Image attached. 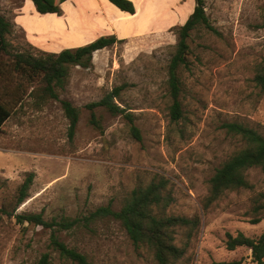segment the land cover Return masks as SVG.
I'll return each mask as SVG.
<instances>
[{"label":"rangeland","instance_id":"374dc122","mask_svg":"<svg viewBox=\"0 0 264 264\" xmlns=\"http://www.w3.org/2000/svg\"><path fill=\"white\" fill-rule=\"evenodd\" d=\"M21 0H0V13L13 24L7 40L14 52L43 51L32 46L14 16ZM205 12L216 32L204 26L192 31L188 66L180 69L183 117L172 121L168 64L178 43L173 38L143 37L118 42L93 57L89 69L72 67L59 99L36 106L26 96L12 110L0 132V208L12 199L29 173L34 181L18 213L43 214L44 219L89 215L112 204L120 210L138 185L163 176L174 202L169 213L201 216V225L185 257L177 264H214L241 260L254 264L251 250H228L227 233L258 238L264 217L252 224L253 192L228 193L204 214L202 203L216 169L243 146L222 127L243 122L264 135V94L253 81L255 67L264 61V0H205ZM42 20L36 25L47 27ZM128 84L119 101L135 115L142 140L130 134L120 116L95 108L100 128L90 123L86 105L100 101L114 87ZM81 110L76 133L69 137V120L61 101ZM256 192H264V174L249 171ZM50 230L0 219V264H38L50 252L52 264H76L50 248ZM61 240L93 264H156L146 248L137 249L121 224L103 219L91 229L59 233ZM178 229L177 245L186 242Z\"/></svg>","mask_w":264,"mask_h":264},{"label":"trees","instance_id":"16d2710c","mask_svg":"<svg viewBox=\"0 0 264 264\" xmlns=\"http://www.w3.org/2000/svg\"><path fill=\"white\" fill-rule=\"evenodd\" d=\"M40 14H63L62 3L66 0H32ZM118 9L135 14L136 8L130 0H108ZM195 8L186 23L177 28L178 43L168 64V88L172 104L169 115L172 121L183 117L181 101L182 80L180 69L188 66L190 46L188 39L197 27L204 26L212 32L215 28L205 12V0H195ZM262 26L264 27V17ZM12 22L0 13V132L11 117L12 110L21 104L26 96H34L36 106L49 100H58L57 89H64L72 67L89 69L93 66V55L96 51L112 46L120 40L115 36H102L95 41L72 49H64L60 53L43 52L39 57L25 52H14L7 35L12 32ZM253 81L264 94V61L255 67ZM122 84L114 87L100 101L86 105L91 113L90 123L100 128L95 108L102 107L112 116H120L137 141L142 140L140 129L135 124V115L129 108L117 103L122 91L128 87ZM64 114L69 120V137L73 138L80 119L81 110L67 100L61 101ZM222 127L243 142V146L235 151L219 166L209 180V190L202 203V211L208 214L215 209L230 192L250 191L254 217L252 224H258L264 217V192H256L249 180V171L260 170L264 174V135L256 128L243 122L223 123ZM35 174L29 173L19 185L16 195L6 200L0 208V219L3 216L14 218L19 225L33 224L50 230V248L63 259L76 264H93L88 258L75 249L69 248L60 238L59 233L75 229H91V226L103 219L118 221L126 231L135 248L149 250L156 264H177L186 255L190 242L201 225V216L193 217L170 214L169 208L174 199L168 190L170 181L163 177L153 179L147 185H138L125 198L120 210H114L111 203L96 208L89 215L61 220L44 219L43 214L18 213L17 209L29 197ZM178 229L185 230L186 242L177 245ZM228 250L246 247L251 250L252 262L264 264V233L258 237H248L243 233L226 234ZM50 252L44 253L38 264H52ZM214 264H242L241 260L222 261Z\"/></svg>","mask_w":264,"mask_h":264},{"label":"crops","instance_id":"0c3cea01","mask_svg":"<svg viewBox=\"0 0 264 264\" xmlns=\"http://www.w3.org/2000/svg\"><path fill=\"white\" fill-rule=\"evenodd\" d=\"M136 12L129 14L108 0H66L62 15L40 14L32 0H21L14 22L28 42L43 52L60 53L64 49L89 44L102 36L120 40L143 37L173 38L172 29L183 26L195 8V0H130ZM42 20L47 27L36 25ZM107 48L98 50L93 57Z\"/></svg>","mask_w":264,"mask_h":264}]
</instances>
